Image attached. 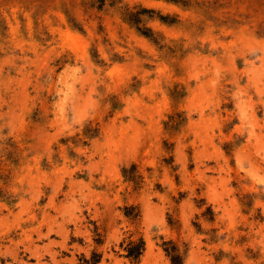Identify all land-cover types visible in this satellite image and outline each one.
<instances>
[{
    "label": "rangeland",
    "instance_id": "374dc122",
    "mask_svg": "<svg viewBox=\"0 0 264 264\" xmlns=\"http://www.w3.org/2000/svg\"><path fill=\"white\" fill-rule=\"evenodd\" d=\"M172 256L264 264V0H0V264Z\"/></svg>",
    "mask_w": 264,
    "mask_h": 264
},
{
    "label": "trees",
    "instance_id": "16d2710c",
    "mask_svg": "<svg viewBox=\"0 0 264 264\" xmlns=\"http://www.w3.org/2000/svg\"><path fill=\"white\" fill-rule=\"evenodd\" d=\"M139 252L136 251V253H133L132 250H129V256H137V254H140L141 249H138ZM171 264H181V259L178 256H172L171 257Z\"/></svg>",
    "mask_w": 264,
    "mask_h": 264
}]
</instances>
